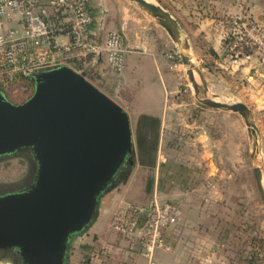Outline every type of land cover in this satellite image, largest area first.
<instances>
[{"label":"crops","instance_id":"obj_1","mask_svg":"<svg viewBox=\"0 0 264 264\" xmlns=\"http://www.w3.org/2000/svg\"><path fill=\"white\" fill-rule=\"evenodd\" d=\"M114 1L119 8L100 7L97 1L90 0V12L94 18L93 28L101 24L103 32H122L128 48L124 70L116 76L102 59H98L92 64V75L87 79L119 103L128 112L130 120L132 116L135 120L140 113L160 117L156 160L150 169L153 183L149 195L150 199L156 194L163 201L176 203L179 219L174 229L165 232L168 248L157 249L155 260L160 264H235L239 256H236V246L246 239L245 234L238 231L244 220L239 214L245 206L241 205L240 199L224 198L230 192L225 182L228 184L233 176L225 161L230 158L229 144L238 149L240 142L245 140L250 158V140L245 124L234 112L222 110L223 114L219 113L221 109L189 101L187 88L182 85L185 77L176 71L171 55L156 47L154 39L144 28L136 30L132 26L130 19L134 18H130L133 14L128 13V4ZM155 1L180 23L204 82L215 94L211 65L221 64L226 58L223 38L230 28L228 18L248 15L264 19V0ZM66 40L64 36L57 39L59 43ZM241 59L244 70L242 88L227 87L230 92L225 95V101H240L248 106L259 130L264 155V64L258 57L253 65L256 72H253L250 56L244 55ZM246 64L250 67L247 68ZM214 81L220 83L221 80ZM219 115L230 117L231 121L221 122ZM225 124L234 126L231 133ZM237 154L238 151L234 152L232 159L236 160ZM110 195L107 191L102 193L95 218L82 232L70 237L65 263L69 258V264L146 263L140 245L135 243L130 247L112 229V215L119 209L112 203ZM74 237L80 242L75 252L70 249Z\"/></svg>","mask_w":264,"mask_h":264},{"label":"water","instance_id":"obj_2","mask_svg":"<svg viewBox=\"0 0 264 264\" xmlns=\"http://www.w3.org/2000/svg\"><path fill=\"white\" fill-rule=\"evenodd\" d=\"M127 1L151 16L175 44L195 99L242 118L264 202L260 136L248 106L210 94L188 38L168 10L155 0ZM31 79L33 92L21 103L0 91V157L28 150L35 162L26 188L0 194V249H15L21 264H65L70 237L92 222L102 193L116 177L124 178L122 168L136 163L132 124L128 112L87 79L86 71L59 65Z\"/></svg>","mask_w":264,"mask_h":264},{"label":"built area","instance_id":"obj_3","mask_svg":"<svg viewBox=\"0 0 264 264\" xmlns=\"http://www.w3.org/2000/svg\"><path fill=\"white\" fill-rule=\"evenodd\" d=\"M93 25L90 0H0V91L5 96L27 92L34 73L59 65L86 71L76 68L75 61L92 65L102 59L120 75L128 52L122 32H103L101 24ZM60 36L67 40L59 43ZM259 42L264 45V31ZM178 219L177 204L153 194L145 205L121 207L110 225L130 247L140 245L145 264H160L155 252L168 248L165 232Z\"/></svg>","mask_w":264,"mask_h":264},{"label":"rangeland","instance_id":"obj_4","mask_svg":"<svg viewBox=\"0 0 264 264\" xmlns=\"http://www.w3.org/2000/svg\"><path fill=\"white\" fill-rule=\"evenodd\" d=\"M94 1H97L100 7L107 5L119 8V6H116L117 4L114 0ZM120 1L128 4V13L133 14L130 18L133 17L134 20L129 18L132 22V26H135V28H137L136 30L144 28L154 39L156 43L155 46L159 49H164L166 53L171 55L170 60L172 64H176V71H179V73L183 74L185 77L182 85L187 88V97L189 101L193 100L195 103H199L193 95L191 84L185 74V67L179 59L177 48L166 32L151 16L141 11L139 8L132 6L128 1ZM262 18L263 17L248 15L228 18L230 28L224 33L223 38L226 58L221 64L211 65L213 68V75L211 77L213 84L212 88L216 95V99L223 101L227 100L225 95L230 92L227 87L242 88L244 70L242 69L241 58L244 55L250 56L251 69L253 72H256L253 67V65H255L254 60L258 61V57L261 58L264 56V45L259 42L260 34L264 31V19ZM135 19H137V21ZM193 61L196 62L195 57H193ZM263 64L264 63H262V65ZM245 66L247 68L250 67L249 64ZM195 75L199 81L198 75L196 73ZM216 79H220V83L214 81ZM199 105L202 104L199 103ZM219 113H223V111L219 110ZM218 119L221 122L231 121L230 117L222 115H219ZM131 124L135 143V120L133 116L131 118ZM225 125L227 126V130L231 133L234 126H232V124ZM237 144L238 143L235 142L236 146ZM231 147L232 149L230 150ZM228 149L230 151V158L225 162L229 164L230 168H228V170L233 172V176L228 180V184L225 182V186H229L230 192H228V194L226 193L224 198L229 200L240 199L242 201L241 205L245 206L239 214L244 217V220L242 222L243 225L240 226L238 231H242L246 239L240 241L237 246L234 245L237 247L238 251L236 256L239 255L237 256L238 261H235V264H264V202L255 185L252 172L254 162L252 157L250 156L249 158L247 155L246 140L240 142V147L238 149L231 144H229ZM237 151L239 154H237V159L234 160L232 159V154L234 152L237 153ZM257 156L258 163L263 168L264 172V155L260 139L258 141ZM32 158V154L28 150H20L0 157V192L17 190L31 182V177L35 170V162ZM134 158L136 160L135 154ZM120 174L123 175L124 178H116L107 190V192L111 194L112 203L118 205V209H121V207L126 204L145 205L150 200V195L146 192L145 187L147 179L152 176L151 170L139 168L136 160L135 165L132 167L126 164L122 168ZM232 188L233 190L231 191ZM78 243H80L79 240L74 237L70 242V249H74V252L75 250L78 251ZM70 254L74 255L75 253L70 252ZM67 260L66 263L69 264L71 262L70 258ZM74 260L78 262L77 257H75ZM0 264H21V262L10 256H0Z\"/></svg>","mask_w":264,"mask_h":264},{"label":"trees","instance_id":"obj_5","mask_svg":"<svg viewBox=\"0 0 264 264\" xmlns=\"http://www.w3.org/2000/svg\"><path fill=\"white\" fill-rule=\"evenodd\" d=\"M74 66L76 68H83L85 70L89 69L88 73H86V77H91L92 71L90 69L93 68L94 65H83L82 62L75 61ZM32 92L33 83L31 84L30 89L27 92H23L19 95L6 94V96L10 101L14 103H21L26 100L32 94ZM160 123V117L147 113H140L135 119V155L139 168L143 170H150L155 164L160 132ZM152 183L153 178L152 176H150L147 179L145 187L147 193L151 191ZM85 248H89V246L85 245Z\"/></svg>","mask_w":264,"mask_h":264},{"label":"flooded vegetation","instance_id":"obj_6","mask_svg":"<svg viewBox=\"0 0 264 264\" xmlns=\"http://www.w3.org/2000/svg\"><path fill=\"white\" fill-rule=\"evenodd\" d=\"M2 157V156H1ZM33 159V158H32ZM34 161V160H33ZM33 174H34V172H33ZM117 178V177H116ZM32 179H33V175H32V177H31V182H32ZM30 182V183H31ZM29 183V184H30ZM29 184H27V185H25V186H23L22 188H19V189H17V190H21V189H24V188H26ZM13 191H16V190H13ZM2 193H5V192H0V194H2ZM0 256H10V257H13V258H15V259H17L19 262H21L20 261V258H19V256H18V254H17V252H16V250L15 249H13V248H7V249H0Z\"/></svg>","mask_w":264,"mask_h":264},{"label":"bare ground","instance_id":"obj_7","mask_svg":"<svg viewBox=\"0 0 264 264\" xmlns=\"http://www.w3.org/2000/svg\"><path fill=\"white\" fill-rule=\"evenodd\" d=\"M261 182H262V186L264 188V172H262Z\"/></svg>","mask_w":264,"mask_h":264}]
</instances>
